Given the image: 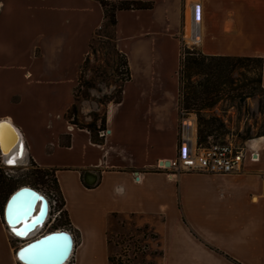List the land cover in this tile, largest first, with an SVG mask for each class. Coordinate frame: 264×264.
Returning <instances> with one entry per match:
<instances>
[{"label":"crops","instance_id":"crops-1","mask_svg":"<svg viewBox=\"0 0 264 264\" xmlns=\"http://www.w3.org/2000/svg\"><path fill=\"white\" fill-rule=\"evenodd\" d=\"M110 1L150 6L116 11V47L128 57L131 78L121 100L107 106L102 137L67 118L92 39L106 19L100 1L0 0V34L38 37L28 60L13 50L0 54V120L18 129L24 155L56 169L76 240L74 264H112L113 237L128 222L155 234L160 264H264V140L260 160L248 157L240 170L177 171L179 94L163 86L166 75L156 68L167 54L181 59L184 47L264 59V0ZM193 4L201 5L196 43ZM125 12L142 22L138 32L120 30ZM128 84L148 103L138 107L141 139L133 124L119 119ZM19 150L6 155L10 166L24 162L14 157ZM162 161L167 168H160ZM14 242L0 212V264H19Z\"/></svg>","mask_w":264,"mask_h":264},{"label":"rangeland","instance_id":"rangeland-1","mask_svg":"<svg viewBox=\"0 0 264 264\" xmlns=\"http://www.w3.org/2000/svg\"><path fill=\"white\" fill-rule=\"evenodd\" d=\"M131 15L132 13L125 12L124 16L121 17L120 30L125 34L138 32L141 29L142 22L136 21ZM37 39L36 32L21 35L0 34V54H6L13 50L16 57L28 60L29 57H33ZM129 42L130 40L127 43L129 44ZM190 50L198 52L193 48H190ZM194 55L189 56L187 52L183 53L182 50L181 59L180 56L176 59V55L173 54H167L166 58H162L156 68H158L157 72L162 76L166 75L163 86L177 91L179 100H181L182 94L184 98L191 97L192 104H184L183 109L195 112L200 111L207 118H216L215 137L217 140H231L247 146V140L262 136L264 134V88L258 82V79L261 77L264 68L260 67V63L256 61H250L249 64L247 62L243 64L237 63L230 76L225 77L229 81L233 80V82L228 81L222 84V92L209 95V98L203 101L202 99L206 97L204 88L207 84L215 81V76L211 73H204L195 66L188 67L186 65L184 67L182 64L183 57L200 58L199 54ZM125 57L128 61L127 55L124 52H120L116 47L115 25L108 23L105 19L92 39L89 54L81 68L79 84L75 88L76 101L74 105L77 112L75 115L71 113L70 117L67 114V118L71 122L75 119L80 125H89L96 135H99L100 130L106 128L104 118L106 117L107 106L110 102H115L118 98H122L123 86L131 78L130 70L127 73V68L123 63ZM173 72H176L175 79L169 77ZM134 85L128 84L126 87L128 95L124 96V101H126L121 107L122 114L119 119L133 124L131 132L136 133L139 137L138 139H141L139 134H141V126L143 125L141 120L143 115L142 113L138 114V112L145 109L148 103L136 99L137 94L135 92L137 88ZM159 85H157V88ZM233 87H236V89L232 90L231 88ZM159 89H163L162 85ZM242 91L249 93V96L241 95ZM217 95L219 99L215 104L205 106L204 103L210 102ZM138 107L141 110L138 111ZM124 115H127V118ZM41 125L42 123L38 124V126ZM40 130L44 131L46 129L45 127L43 129L40 127ZM24 158V162L18 166L0 165L5 171H3L4 175L12 183L3 199V203L6 202L12 190L18 189L23 185H29L47 196L55 193L58 197V204L61 206L60 195L57 192L53 177L49 175L43 179L39 178L35 171L40 166L30 156L25 155ZM11 170L13 171L12 173ZM0 212L2 216V211ZM2 218H4V215ZM130 223H123V227H120L121 231L119 232V228L113 237L114 252L112 258L116 264H160V247L155 241V234L150 231V228L138 225L133 226ZM44 226V232L52 231L55 228L71 229L65 212L55 216L54 209ZM36 236L34 235L29 239H33ZM14 244L16 248L21 245L17 243V246L15 242ZM73 256L66 264H73Z\"/></svg>","mask_w":264,"mask_h":264},{"label":"built area","instance_id":"built-area-1","mask_svg":"<svg viewBox=\"0 0 264 264\" xmlns=\"http://www.w3.org/2000/svg\"><path fill=\"white\" fill-rule=\"evenodd\" d=\"M196 5L198 9L197 10L198 17L196 20V16L194 15L192 21V28L190 29L191 31L190 38L193 43H196L197 41L200 40L201 27H202L201 5L193 4L191 7H193L194 12H196ZM180 113H181V118H180L178 153H177L176 161L174 162V167L177 171L229 173L240 170L243 167V164L248 157L254 160L255 154H258V151H252L248 148V146L238 144L231 140H217L214 138H209V140L206 142L201 141L199 137V125H198L197 114L194 111H190L187 109H181ZM107 134H108L107 129H103L99 131V135L102 137L106 136ZM159 166L160 168L168 167L166 161H162ZM12 172L13 171L11 170V173ZM47 197L50 203L49 217H51V212H53V209L55 212V216L60 215L64 208L59 206L57 195L55 193H52L51 196H47ZM49 217L47 218V221ZM7 228L9 230L11 237L16 239L18 244L19 243L22 244L26 242V239L19 238L17 235L13 234L9 229L8 225ZM62 229L68 230L74 236L72 229H65V228ZM43 232L44 231H42L40 234H42Z\"/></svg>","mask_w":264,"mask_h":264},{"label":"trees","instance_id":"trees-1","mask_svg":"<svg viewBox=\"0 0 264 264\" xmlns=\"http://www.w3.org/2000/svg\"><path fill=\"white\" fill-rule=\"evenodd\" d=\"M99 1L105 10V18H106L107 22L111 23L112 25H116V23H117L116 11L118 9H123V8L129 9V8H136V7H142V6H144V7L150 6L149 3L147 5V4L141 3L139 1H120V2H115V1H110V0H99ZM187 48L188 47L183 48V53L187 52L189 54V56H195L194 54H199L200 58H197V57L184 58L183 57V61H182L183 66L184 67H186V65L188 67L195 66V67L199 68L200 70H202V72L211 73L215 76V81H212L210 84H207L204 88V92L206 94V97L202 99L203 101H206L205 99H208L209 95L219 94L220 92H222L221 85L229 81L225 77L230 76L232 70L237 66V63L240 62L241 64H243V63L247 62L249 64L250 61L251 62L256 61L257 63H260V67L262 69L264 68V64H263L264 59L261 57L207 56V55H204L200 52L191 51L190 48L189 49H187ZM206 61H208V63H206ZM123 63L125 64V66L127 68V73H129L128 61H127L126 57H125V61ZM262 75H263V73H262ZM262 75L258 79V82H260L261 85H262ZM229 82H233V80L229 81ZM231 89L235 90L236 87H233ZM243 94H245L246 97L249 96L248 95L249 93H246L244 91L241 92V95H243ZM190 99H191V97L184 98L183 94H182L181 100H180V108L183 109L184 104H186V105L192 104ZM218 99H219V96L217 95L216 98H213V99H211L210 102L207 101L204 104H205V106H212L213 104H215L218 101ZM120 100H121V98H118L116 101H120ZM76 112H77L76 106L74 105L72 107V109L69 110L68 117H70L71 113L73 115H75ZM195 113L197 114V119H198L200 140L203 142H206L209 140V138L217 139L215 137V132H216L215 121L217 119L213 118V117L207 118L205 115L201 114L200 111H196ZM104 122H106V118H104ZM72 123L78 124L81 127L89 128L93 132V134H95L94 130L91 129V127L89 125H86V126L80 125L78 122L75 121V119L72 120ZM95 137H96V135H95ZM3 171H4V169L0 167V211H2V216L4 215V207H5L4 203L7 202V200H6V202L3 203V199L6 196V194L8 193V191L12 185V183L9 182L8 178L4 175ZM35 172H36V175L41 179H43L49 175H51L53 177V181L55 183V186L57 188V192L60 195V199H61V206L60 207L64 208L65 200L61 194V191H60V188L58 185V181H57V177H56V169L39 167V169L36 168ZM16 189L17 188L12 190L10 193L12 194ZM62 212H65V214L67 215L68 223H69V217H68L67 211H65V209H63ZM3 220H4V218H3ZM111 262H112V264H116L115 260L112 257H111ZM19 264H21V263H19Z\"/></svg>","mask_w":264,"mask_h":264},{"label":"water","instance_id":"water-1","mask_svg":"<svg viewBox=\"0 0 264 264\" xmlns=\"http://www.w3.org/2000/svg\"><path fill=\"white\" fill-rule=\"evenodd\" d=\"M13 140H17L18 144L20 145V150L18 151V153L15 154L16 156L14 157L18 159H21V158L23 159L25 156L24 151H23L25 146H24V142L22 140L20 132L8 120H0V149L2 153L3 164L7 166H10L9 164L10 162L6 160L7 152L5 151V147L10 145L13 142ZM168 164L169 162H167V165ZM26 188L32 190L36 194L35 207L31 215L32 218L29 219L31 217L30 216L28 217L29 220L21 219L17 223H13V222L11 223L7 219H5L10 230L13 231L15 235L23 239L28 237V235L31 232L36 230L37 226L42 225L47 220V217L49 214V208H50L48 197L43 192L37 190L36 188L30 187V186L20 188L18 191H16L11 196L10 199L18 196L19 193L23 189H26ZM38 202H40L38 213L33 215ZM23 220H26V221L28 220L26 222V225L29 227H25L26 225L21 224ZM18 233H23V234L19 235ZM74 240L75 239H74L73 234L69 232L68 230H64V229L54 230L45 235L39 236L29 241L22 247H19L16 252V255L22 263L36 264V263L30 262L31 260H27V259L21 260L20 259L21 253H23L24 250L29 249L31 246L32 252L26 253L25 255L28 256V255H32L33 253H35L36 258L32 260L34 261L37 260V263L42 262L40 264H50L49 262H55V261L60 260L56 264H62L67 260L72 249L74 248V245H75Z\"/></svg>","mask_w":264,"mask_h":264},{"label":"bare ground","instance_id":"bare-ground-1","mask_svg":"<svg viewBox=\"0 0 264 264\" xmlns=\"http://www.w3.org/2000/svg\"><path fill=\"white\" fill-rule=\"evenodd\" d=\"M198 9H197V5H196V12H194V9H193V7H192V14H191V16H192V20L190 19V27L192 28V21H193V17H194V15L196 16V20H197V17H198V11H197ZM11 125V124H10ZM12 126V125H11ZM264 140V135H262V136H259V137H255V138H252V139H249V140H247V145H248V147H250L251 149H252V151H259L260 149H257V147H259L260 146V143L262 142ZM20 148V145L18 144V142H17V140H13V142L10 144V145H8V146H6L5 147V151L7 152L6 154H8V153H12V152H14V151H16V150H18ZM24 151V150H23ZM256 155V157L254 158V161H257V160H260L259 158H258V154H255ZM14 156H16V155H14ZM18 159V158H17ZM27 186H29V185H23V186H21V187H19L18 189H16L15 191H14V193L16 192V191H18L20 188H22V187H27ZM30 187H32V186H30ZM34 188V187H33ZM38 190V189H37ZM14 193H12L11 195H10V197L7 199V202L5 203V207H4V218L5 219H7L9 222H13V223H17L19 220H21V219H28V217H30L31 215H32V212H33V210H34V207H35V197H36V194L32 191V190H30V189H28V188H26V189H23L20 193H19V195L18 196H16V197H14V198H12V199H10L11 198V196L14 194ZM10 199V200H9ZM39 206H40V202H38L37 203V205H36V208H35V212L33 213V215L34 214H36V213H38V210H39ZM48 217H49V214H48ZM47 217V218H48ZM32 218V216L29 218V219H31ZM28 219V220H29ZM27 220V221H28ZM26 220H23L22 221V223L21 224H24V225H26V222H27ZM47 221V220H46ZM46 221L42 224V225H39V226H37V228H36V230L35 231H33V232H31L29 235H28V237H26L25 239L27 240L26 242H24V243H22L19 247H22L23 245H25L26 243H28L29 241H31V240H33V239H35V238H37V237H39V236H42V235H45V234H47V233H49V232H51V231H46V232H43L42 234H40L41 232H42V230H43V227H44V224L46 223ZM29 227V226H28ZM10 229V228H9ZM42 229V230H41ZM55 230H61V229H55ZM13 234H14V232L13 231H11ZM34 235H37L35 238H33V239H29V238H31L32 236H34ZM19 237V236H18ZM19 238H21V237H19ZM29 239V240H28ZM74 239H75V237H74ZM75 241V245H76V240H74ZM18 247V248H19ZM74 250H75V248H73ZM73 249H72V251H71V253H70V255L68 256V258H67V260L64 262V263H62V264H66L71 258H72V256L74 255L73 253L75 252H73ZM60 260H58V261H55V262H49L50 264H56L57 262H59ZM30 262H32V263H36V264H40V263H42V262H39V263H37V260L36 261H34V260H31ZM62 262V261H61ZM20 263L21 264H27V263H22L21 261H20Z\"/></svg>","mask_w":264,"mask_h":264},{"label":"snow or ice","instance_id":"snow-or-ice-1","mask_svg":"<svg viewBox=\"0 0 264 264\" xmlns=\"http://www.w3.org/2000/svg\"><path fill=\"white\" fill-rule=\"evenodd\" d=\"M25 227H28V226L26 225ZM18 234H19V235H22L23 233H18ZM31 252H32V248H31V246H30L29 249H26V250H24L23 253H21V255H20V259H21V260H25V259H27V260H32V259H35V258H36V254H35V253H33L32 255H28V256L25 255L26 253H31Z\"/></svg>","mask_w":264,"mask_h":264}]
</instances>
